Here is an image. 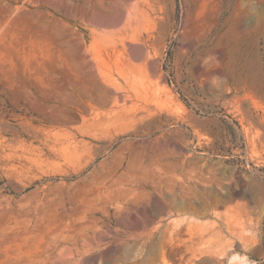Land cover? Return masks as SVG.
<instances>
[{"label":"rangeland","instance_id":"374dc122","mask_svg":"<svg viewBox=\"0 0 264 264\" xmlns=\"http://www.w3.org/2000/svg\"><path fill=\"white\" fill-rule=\"evenodd\" d=\"M0 264H264V0H0Z\"/></svg>","mask_w":264,"mask_h":264},{"label":"bare ground","instance_id":"6f19581e","mask_svg":"<svg viewBox=\"0 0 264 264\" xmlns=\"http://www.w3.org/2000/svg\"><path fill=\"white\" fill-rule=\"evenodd\" d=\"M124 76H125L124 80H126V82H127L126 84H129L127 86L128 87L131 86L129 88H131L132 90H130L131 94L127 93V95H126V93H125V95H124V93H115V98L114 99L116 100V102L121 107L120 109H123L125 111H130V112L133 111L134 104L130 103V102H132L131 100H133L132 99V95H135L137 97L138 96H142V95H146L148 97V94L151 93L152 96H153V97H151L152 99H155L157 101H161V94L157 91V89L162 87V81H161L160 78H155V79L154 78H150L149 80H144L143 81L137 75H128V74H126ZM114 82L117 83V82H121V81L117 79V80H114ZM120 84H122V82ZM116 110H118V109H116Z\"/></svg>","mask_w":264,"mask_h":264}]
</instances>
